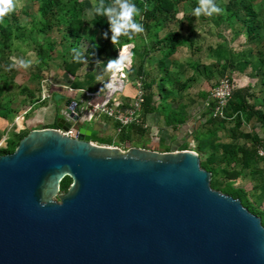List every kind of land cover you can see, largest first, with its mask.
Listing matches in <instances>:
<instances>
[{"label":"water","instance_id":"water-1","mask_svg":"<svg viewBox=\"0 0 264 264\" xmlns=\"http://www.w3.org/2000/svg\"><path fill=\"white\" fill-rule=\"evenodd\" d=\"M63 108L0 154V264H264L261 216L196 150L94 143L79 101Z\"/></svg>","mask_w":264,"mask_h":264},{"label":"trees","instance_id":"trees-1","mask_svg":"<svg viewBox=\"0 0 264 264\" xmlns=\"http://www.w3.org/2000/svg\"><path fill=\"white\" fill-rule=\"evenodd\" d=\"M22 1H31L34 12H29L27 9L29 7L18 10L16 6L12 13L7 14L0 21V119L10 122L14 121L19 112L13 99H8L12 95L11 88L18 86L15 68L9 65H13L10 59L12 52L21 48L17 42L19 40L26 39L30 43L37 44L36 54L39 58L34 63L37 68L34 71L37 78H41L42 69L50 70L51 62L60 58V66L73 78L69 87L72 90L91 92L98 89L95 85L99 79L97 75L99 66H104L106 69L108 61L118 58L124 45L134 43L135 46L132 49L134 62L127 69L128 78L133 80L123 92L121 106L128 107L136 95V81L141 79L145 91L143 113H146L156 108L154 82L158 84V93L167 100L166 104L170 103L168 100L177 86L172 69L165 64L166 58L170 59L178 47L193 46L196 39L205 38L204 31L210 29L211 24L215 29L223 26V29H219L221 32L231 29L229 35L225 34V38L222 37L224 40L222 39L218 46L221 55L227 56L228 53L225 58L226 64L219 74L224 76L231 71L229 75L234 83L233 97L227 108V114L232 118L221 119L211 116V125L214 127L195 129L189 134L191 139L182 143L181 149H196L200 156L201 152L206 153L205 159L201 162L203 167L212 172V187L240 198L250 211L261 216L264 224V157L258 154V147H264V136L262 137L256 131H245L243 128L246 123L259 122L264 133V109H262L264 99L260 100L259 95L252 92L250 87L240 86L238 77L234 73L237 71L242 73L250 68L249 75L259 76V70L264 66V12H261V7H256V3L260 0H213L223 11L208 16L201 14L199 17L192 14V9L198 5V0H130L140 10L139 15L134 16L133 19L142 25L143 31L133 34L131 39L120 35L114 44L110 39L111 32L107 16L98 15L95 12V6L100 4L101 0L94 2L85 0ZM113 2L114 0H103L105 6ZM189 5L190 9L187 10ZM90 8H92V17L88 19L85 12ZM20 12L29 15L30 19L25 23L20 22ZM181 12L183 15L179 16ZM198 27L201 29L203 27V30ZM34 33H41L44 36L43 40L38 42ZM105 33L107 36L104 35ZM237 38L244 39L245 42H241V45L248 44L252 47L242 50L243 53L236 52L228 42ZM153 49L164 54L159 63L161 71L159 79L162 82H159V79L156 82L157 78L147 72L145 62L150 55V50L153 51ZM250 53L255 54L251 57ZM83 70L85 71L81 73ZM31 93L34 97V92ZM202 94L208 101L207 113L211 115L214 101L206 92ZM32 103L33 106L36 105L35 100ZM28 108L29 106L26 105L25 109L19 113H25ZM31 110L33 111V108ZM31 110L23 116V123L30 117ZM58 115L59 113L56 114L52 123L45 126L57 128ZM181 115L174 111L173 117H169V120L172 119L174 125L184 122L183 118H179ZM82 123L91 127L89 123L92 122L82 120ZM117 126L114 122V131L118 134V140L115 134L101 135L97 130V132L93 131L92 141L107 145L123 144L129 148L138 144L134 135L143 136L146 133L143 126L137 124L124 127L120 132H117ZM218 126L229 131L228 141H224V136L217 135ZM37 127L42 126H25L19 131L14 129L13 135L8 136L0 146V154L13 152L19 141L31 129ZM203 132L210 133L211 137L202 138ZM206 147H210L208 151ZM246 180H248L246 186L249 184V188L242 184ZM71 182V177L66 176L61 181V191H67Z\"/></svg>","mask_w":264,"mask_h":264},{"label":"crops","instance_id":"crops-1","mask_svg":"<svg viewBox=\"0 0 264 264\" xmlns=\"http://www.w3.org/2000/svg\"><path fill=\"white\" fill-rule=\"evenodd\" d=\"M209 28L210 29H207V31H204V34L206 36L205 38L196 39L193 46L183 45L178 47L176 52L170 59H165V64L170 67L172 69V72L175 74H173V76L175 77L174 79H176L175 81L177 86L172 95L173 98L171 97L168 100V102L170 103L166 104L167 100H164V98L161 97V94L158 93V84H155L154 82V89L156 90L154 106L156 108L153 111H149L146 113L142 112L144 122L143 124L139 125L143 126V128L146 130V133L143 136L139 134L134 135L135 141L138 143L137 146L149 147L160 151H168L170 150L168 149V147L171 146V143L175 139L183 141L182 143H184L185 141L191 139V136H189V134L193 133L195 129H209L211 127H214V125H211V115L207 113L208 101L203 97L202 93L206 92L214 101L212 90L215 83L218 82L220 77H222L219 73L222 67L225 66V58H227L228 56V53L227 56L220 54L218 45L220 44L222 39L225 38V34L228 33L229 35L231 29L225 32H221L219 31V29H215L213 24H211V27ZM220 33H222L221 36ZM240 38L244 37L240 36ZM229 40H231V38H229ZM241 42H245L244 39L237 38L230 43L228 42V44L230 46H233V49L236 52L242 50L244 51L252 47L251 45L249 47L248 44L246 46H244L245 44L241 45ZM130 44L132 45V48L130 50L132 62H134L132 49L135 44ZM254 50H256V48ZM243 51L241 53H243ZM254 54L250 53L251 57H253ZM163 55V52H156V50L154 51V49L153 51L150 50V55L145 62L147 72L151 73L154 77L157 78L156 82H158V79L161 75L159 63L161 62L160 60L162 59ZM241 55L242 54H240V56ZM106 69L104 68V66H99V68L97 69V75L100 76L101 73H105ZM250 70V68H247V70L242 73L238 71L234 72L238 77L239 85L243 87H250V90L252 92H255L259 95L260 100L264 99V66L259 70V76L249 75L248 72ZM227 73L230 74L231 71H228ZM214 79L218 80L214 81ZM159 82L162 81L159 79ZM78 91L80 94L71 96L78 101L79 98H82L84 101L92 99L94 102H99L102 100L101 96H95L93 98L87 96L86 90ZM82 92L84 93V95ZM120 97L122 99L124 98L123 93L120 94ZM262 109H264V104H262ZM174 111L181 113L182 115L179 118H183L185 121L174 125L172 123V119L169 120V117H173ZM101 116L103 117L106 115ZM101 116L98 117L99 120L101 119ZM108 118L109 122L108 120H106L105 122V118L102 119L104 127L106 128L107 125L114 127L113 120L110 117ZM83 119L86 121H91L93 125H96L94 117L93 119L91 117ZM250 124L251 123H246L245 125ZM251 125H259L261 131L259 134L262 137L264 136V133H262L263 129L259 122H255ZM218 128L219 129L217 135L219 137L228 136L229 131L227 129L222 128V126H218ZM249 131L256 130L251 129ZM118 145H120L123 149H127L123 144Z\"/></svg>","mask_w":264,"mask_h":264},{"label":"rangeland","instance_id":"rangeland-1","mask_svg":"<svg viewBox=\"0 0 264 264\" xmlns=\"http://www.w3.org/2000/svg\"><path fill=\"white\" fill-rule=\"evenodd\" d=\"M17 8L23 9L24 7L27 8L29 12H34L33 3L31 1H18L15 0ZM86 2H94L95 0H85ZM256 7H261V12H264V0H260L256 3ZM190 5L187 7V10H189ZM185 8V6H184ZM182 7V11L184 9ZM20 22L25 23L30 19L29 15L27 16L24 12H20ZM85 15L88 19L92 17V8L87 9L85 12ZM183 12L179 14V16H182ZM205 23V22H204ZM198 25V23L196 24ZM203 25V24H202ZM223 26H220L219 29H223ZM198 29H201V27H198ZM203 30V27L202 29ZM227 33V32H226ZM228 34V33H227ZM34 37L38 39V42H41L43 40V35L41 33H34ZM230 38V36H229ZM21 48L14 50L12 52V55L10 56V59L13 62V67L15 68L16 72V83L18 86H15V88L12 89V95L8 99H13L16 108L19 110V112H22V110L25 109V106H29L26 112L31 110L33 108V111L30 115V117L26 120V122L23 123V116H26L25 113H19L17 116H15L14 121L10 122L8 120L0 119V144L3 143L7 139L8 136L13 135L14 129L16 131H19L23 127H36V126H45L49 123H52L55 119L56 114L59 113L58 116L62 115V110L64 107V100L63 98L60 99H54L53 96L56 93L63 94L65 96H74L77 94H80L78 90H70L68 91L69 83L71 79H73L70 75H68L65 70L60 66L61 65V59L57 58L51 62L52 67L50 70L42 69L40 74L42 75L41 78H37L34 71L37 70L36 66H34V63L37 61V58H39L36 54V45L34 42H29L28 40H19L17 41ZM237 45V44H236ZM126 51V50H125ZM123 53V52H122ZM120 54V52H119ZM20 60L24 61H31L30 64H28L27 67H22L20 65ZM101 61V59H100ZM55 63V64H54ZM85 70H83L81 73H83ZM115 72V66L114 68H108L105 70V73H101L99 76V83H97V88H103L106 81L111 77V75ZM132 78L126 79V86L130 84L132 81ZM218 79H214V81H217ZM68 86V87H67ZM31 92H34V97ZM83 93V92H82ZM84 95V93H83ZM56 96V95H55ZM40 98V99H39ZM38 99V100H37ZM82 98H79V101ZM36 101V105H32V101ZM87 101H93L92 99H88ZM80 103V102H79ZM28 115V114H27ZM86 115L87 118H92V116ZM85 118V117H84ZM105 118L109 122V118L106 116H101V119L99 120L96 116L94 117V121L96 125H93V123H89L91 128L94 132H97V130L100 131L101 135H110L115 134L116 139H118V134L114 131V127L108 126L105 128L103 125L102 119ZM99 121H98V120ZM82 121V119H81ZM96 126V127H95ZM244 130L249 131L251 129L260 131V126H253V125H245L243 126ZM263 133V132H262ZM204 134V135H203ZM206 134V135H205ZM202 138H210L211 134L209 133H202ZM229 136L224 137V141H228ZM94 143H98L93 141ZM100 144V143H98ZM204 147V146H203ZM207 151L210 147H206ZM199 151H203L199 149ZM206 153L201 152V160L205 159ZM248 183V180L245 181V183H242L244 186ZM246 187H250L248 184Z\"/></svg>","mask_w":264,"mask_h":264},{"label":"built area","instance_id":"built-area-1","mask_svg":"<svg viewBox=\"0 0 264 264\" xmlns=\"http://www.w3.org/2000/svg\"><path fill=\"white\" fill-rule=\"evenodd\" d=\"M129 47L126 49L127 55L126 59L123 60L120 70L111 75V77L106 81L103 88H99L96 92L86 91L87 96L95 97L101 96L102 100L99 102L94 101H84L81 99L80 102V115L81 119L87 118L86 115H93V117H100L101 115H106L110 117L118 126L117 132L122 131L124 127H129L133 124H143V104L145 102V91L141 79H137L136 83V95L130 101L128 107L121 106L120 94L125 91L126 79L128 78L127 69L132 66V56H131V44H127ZM122 52L120 50V54ZM123 56V55H122ZM111 84V87L108 85ZM68 87V86H67ZM70 90L72 88L68 87ZM234 83L229 74H225L220 77L217 84L213 87L212 96L214 98V106L211 109V116L214 118L230 119L231 116L227 114V108L230 100L233 97ZM62 115L68 120H73L70 113L66 111L65 108L62 109ZM71 136H76L75 130L66 131ZM6 140V139H4ZM4 143V142H3ZM1 143L0 146L3 144ZM122 148L120 145H114ZM123 149V148H122ZM258 154L264 157V147H258Z\"/></svg>","mask_w":264,"mask_h":264},{"label":"clouds","instance_id":"clouds-1","mask_svg":"<svg viewBox=\"0 0 264 264\" xmlns=\"http://www.w3.org/2000/svg\"><path fill=\"white\" fill-rule=\"evenodd\" d=\"M15 0H0V21L7 15L15 10ZM139 9L130 0H114L111 5L105 6L103 0L101 3L95 6V12L98 15L107 16L109 22V29L111 32L110 39L114 44L120 35L127 36L131 39L132 35L143 31V27L140 23L133 19L134 16L139 15ZM223 10L213 2V0H198V5L192 9V14L199 17L201 14L208 16L213 13H220ZM107 36V33L104 34ZM129 45H124L121 52L125 51ZM126 57L119 55L115 60H109L107 68H113L120 70V66ZM22 67H27L31 61L20 60ZM14 65H9L13 67ZM111 87V84L108 85Z\"/></svg>","mask_w":264,"mask_h":264},{"label":"bare ground","instance_id":"bare-ground-1","mask_svg":"<svg viewBox=\"0 0 264 264\" xmlns=\"http://www.w3.org/2000/svg\"><path fill=\"white\" fill-rule=\"evenodd\" d=\"M122 55H123V56L127 55L126 51H123Z\"/></svg>","mask_w":264,"mask_h":264}]
</instances>
